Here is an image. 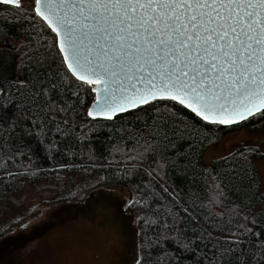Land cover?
Instances as JSON below:
<instances>
[{
	"label": "snow or ice",
	"instance_id": "obj_1",
	"mask_svg": "<svg viewBox=\"0 0 264 264\" xmlns=\"http://www.w3.org/2000/svg\"><path fill=\"white\" fill-rule=\"evenodd\" d=\"M0 5H15L14 11L23 10L36 21L26 30L29 37L12 45L17 53L15 75L0 74V133L5 137L18 128L25 134L36 130L40 137L46 132L74 134L68 130L79 118L76 105H83L85 91L91 102L83 114L93 124L99 117L111 120L118 113L151 108V122L136 131L127 152L116 150L138 162L120 170L126 177L139 162L151 159L156 167L147 174L164 179L167 169L178 167L190 154L168 155L175 141H195L203 135L198 123L190 122L176 105L211 125L233 126L257 113L264 117V0H0ZM49 30L54 35H44ZM66 93L75 103L65 99ZM28 122L32 129L25 127ZM257 151L247 147L237 155L247 161ZM231 157V152L219 157L225 165L222 172L213 174L205 166L211 176L209 205L224 206L229 224L238 217L243 222L226 234L219 229L215 237L201 227V243L205 238L213 243L211 255L198 252L195 233L187 236L181 227L180 213L190 215L187 208L163 187L172 203L162 206L163 216L139 218L157 228L155 240L142 237L135 264H147L151 256L143 254L169 239L192 253L196 264H233V256L234 264H264V233L254 227L264 216L261 181L251 172L244 175V168ZM234 183L240 185L238 192L247 188L244 195L261 202L256 213L251 200L246 211L238 204H224L226 190ZM209 224L219 227L211 220ZM165 260L180 264V258L167 251L156 264Z\"/></svg>",
	"mask_w": 264,
	"mask_h": 264
},
{
	"label": "trees",
	"instance_id": "obj_2",
	"mask_svg": "<svg viewBox=\"0 0 264 264\" xmlns=\"http://www.w3.org/2000/svg\"><path fill=\"white\" fill-rule=\"evenodd\" d=\"M14 8L15 6L12 5L8 7L0 5V33H3L0 35V50L9 51L14 55L13 72L9 76L15 75L17 53L5 45L6 40L19 44L29 37L26 30L36 23L29 20L23 10L14 11ZM44 35L51 36L54 33L49 30ZM40 42L43 43L42 40ZM65 99L69 103H75V98L71 97L70 93L65 94ZM82 99L83 105H76L80 110L79 118L73 123L72 130H68L74 131V134L61 137L54 132H46L43 137H40L35 134L36 130H33L32 134H25L19 128L10 137L0 133V238L21 222L20 216L23 213L20 216L19 214L23 208L18 196L27 186L34 187L44 197H54L52 201L47 202H59L75 198L82 192L99 185H119L130 182L139 192L135 207L141 209V217L148 219H156L157 213L163 216L162 206L172 203L171 197L162 190L163 187H167L169 193L178 195L183 207L187 208L190 214L185 216L183 212L180 213L183 218L181 227L185 234L192 237L195 233L194 239L197 244H200L197 251L208 252L209 255H211L213 241L205 238L201 243L199 240L202 235L201 227L215 237L220 235L219 229H225L226 234L229 228L235 230L237 224L243 222V218L238 217L229 224V213L224 206L209 205L212 193L210 191L211 176L208 172L213 174L222 172L225 165L220 159H215L207 166L208 172H205L203 159L212 144L233 131L245 128L255 133L264 132V117L257 114L233 126L211 125L198 121V118L188 110L176 105L177 110L182 111L190 122L198 123L203 133L197 136L195 141L191 138L176 140L175 148L169 149L168 155L174 157H183L185 153H190L187 160L180 159L178 167L167 169L164 179L156 176L155 173L152 177L147 174L156 167L151 159L139 162V166L126 177L120 170L137 165L138 162L126 159L122 152L116 149L123 148L124 152H127L136 131L143 127L145 121L151 122L154 109L141 107L138 110L119 114L111 120L98 118L99 123L93 124L92 119L83 114L84 107L91 102V96L85 91L82 93ZM157 107L162 108L163 104ZM80 125H87V127L82 128ZM25 127L32 129L30 122L26 123ZM48 127L55 128V125L50 124ZM85 134H87L86 138L80 139ZM53 143L56 145L54 148L51 147ZM193 143L196 147L190 149L189 145ZM246 148L233 152L231 159L244 168V175L251 172L260 180L255 159L262 157L263 154L257 151L249 155L248 160L245 161L237 153L246 151ZM8 173L16 175L9 176ZM239 186V183H234L232 188L226 190L224 204L229 207L232 204H238L241 211H246L245 206L249 205L251 200L252 211L256 213L261 207V202L252 198L251 195L246 197L244 191H247V188L238 192ZM256 196L259 197V192ZM32 212L38 214L39 209L36 208ZM217 213L222 215H216ZM209 220L217 224L218 229H213ZM138 226L140 244L144 236L152 240L156 239V231L153 230L157 228L156 225L150 228L142 219H139ZM254 227L257 232L264 233V216L258 217ZM204 244H207V248ZM164 251L177 255L180 258V264H196V257L192 253L181 251L175 241L170 239L159 245L153 244L151 249L143 254L145 257L151 256L147 264H156L163 257ZM232 260L234 264V256ZM164 264H167L166 260Z\"/></svg>",
	"mask_w": 264,
	"mask_h": 264
},
{
	"label": "rangeland",
	"instance_id": "obj_3",
	"mask_svg": "<svg viewBox=\"0 0 264 264\" xmlns=\"http://www.w3.org/2000/svg\"><path fill=\"white\" fill-rule=\"evenodd\" d=\"M13 56L0 50V74H12ZM249 146L263 154L255 164L264 191V132L241 128L227 134L208 148L204 165ZM18 199L21 222L0 238V264H135L141 255L142 212L135 207L139 192L133 183L99 185L59 202H47L54 197L27 186Z\"/></svg>",
	"mask_w": 264,
	"mask_h": 264
},
{
	"label": "water",
	"instance_id": "obj_4",
	"mask_svg": "<svg viewBox=\"0 0 264 264\" xmlns=\"http://www.w3.org/2000/svg\"><path fill=\"white\" fill-rule=\"evenodd\" d=\"M12 6H15V5H12ZM9 42V40H6V42H5V45L6 46H8V47H10V48H12V49H14L13 47H12V44L11 43H8ZM129 111H132V110H129ZM120 113H118L117 115H119ZM258 114V113H257ZM257 114H254V115H252V116H249L248 118H247V120L249 119V118H251V117H254L255 115H257ZM116 115V116H117ZM115 117V116H114ZM113 117V118H114ZM99 119H105L104 117H99ZM242 122H244V121H241V122H238V123H236V124H239V123H242ZM235 125V124H234Z\"/></svg>",
	"mask_w": 264,
	"mask_h": 264
}]
</instances>
